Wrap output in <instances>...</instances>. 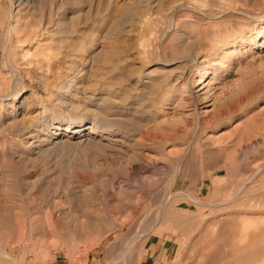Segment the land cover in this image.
Listing matches in <instances>:
<instances>
[{"label":"rangeland","instance_id":"rangeland-1","mask_svg":"<svg viewBox=\"0 0 264 264\" xmlns=\"http://www.w3.org/2000/svg\"><path fill=\"white\" fill-rule=\"evenodd\" d=\"M109 1L29 0L13 31L0 0V251L246 264L264 246V0Z\"/></svg>","mask_w":264,"mask_h":264},{"label":"bare ground","instance_id":"bare-ground-1","mask_svg":"<svg viewBox=\"0 0 264 264\" xmlns=\"http://www.w3.org/2000/svg\"><path fill=\"white\" fill-rule=\"evenodd\" d=\"M29 0H15V3H17V7H19V9L16 11V13L13 15L14 17H15V25L12 27L13 28V31H15V29H16V26H17V24L19 23V16H20V13H21V9L20 8H23V6H21L22 4H23V2H28ZM107 1V0H106ZM109 1V0H108ZM110 2V1H109ZM27 4V3H26ZM21 6V7H20ZM34 36V35H33ZM35 37H37V36H35ZM46 49V48H45ZM50 49V48H49ZM47 51V50H46ZM111 58V57H110ZM111 63H113L112 61H111ZM77 69V68H76ZM91 70V69H90ZM78 71V70H77ZM69 79V78H68ZM67 79V80H68ZM74 82V76H72V78H70V80L67 82L68 83V86H70V83L72 84ZM199 82V81H198ZM67 87V86H66ZM67 89V88H66ZM68 90V89H67ZM94 131V130H93ZM93 131H91V132H93ZM90 132V133H91ZM161 209L162 208H164L165 207V204H162L161 206ZM161 209H160V211H161ZM159 214H160V212H159ZM157 217H158V215H157ZM155 219V218H154ZM157 219V218H156ZM256 224V223H255ZM254 227V226H253ZM263 231V230H262ZM261 232V231H260ZM261 234L262 235H264V231L263 232H261ZM256 235L259 237V235L258 234H255V235H253V238L251 239V241L248 243V244H246V245H248V246H243V248L245 247V249H244V251H242V255H241V257H239L238 259H242V256L244 257V260H245V263L247 264V261H249V263L250 264H259V263H262V264H264V246H262V247H258V245H256V241H254V238L256 237ZM249 237V235L247 234V238ZM261 237V236H260ZM262 238V237H261ZM260 239V238H259ZM243 240V239H242ZM261 240V239H260ZM262 240H264V239H262ZM239 241V240H238ZM235 245H238L239 246V242L237 243L236 242V244ZM237 246V247H238ZM237 247H235L234 246V248H236V249H238ZM242 248V249H243ZM252 249H255V255H252V252L254 251V250H252ZM239 250V249H238ZM251 250H252V252H251ZM234 251V250H233ZM1 253H0V257H2V258H4V259H7L8 261H10L12 264H21L20 262H19V260L17 259V258H13L12 256H10L8 253H6V252H4V251H0ZM114 252V251H113ZM235 252V251H234ZM238 252V251H237ZM240 253V252H239ZM235 254H237V253H235ZM238 256H240L239 254H238ZM237 259V260H238ZM237 260H236V262H237ZM239 260V261H240Z\"/></svg>","mask_w":264,"mask_h":264}]
</instances>
